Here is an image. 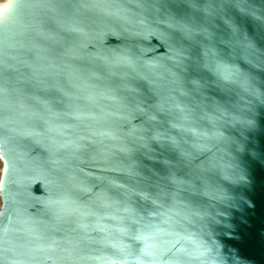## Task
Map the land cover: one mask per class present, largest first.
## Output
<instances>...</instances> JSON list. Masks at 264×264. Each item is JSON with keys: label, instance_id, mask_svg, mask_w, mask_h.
Instances as JSON below:
<instances>
[{"label": "water", "instance_id": "95a60500", "mask_svg": "<svg viewBox=\"0 0 264 264\" xmlns=\"http://www.w3.org/2000/svg\"><path fill=\"white\" fill-rule=\"evenodd\" d=\"M0 264H264V0H0Z\"/></svg>", "mask_w": 264, "mask_h": 264}]
</instances>
